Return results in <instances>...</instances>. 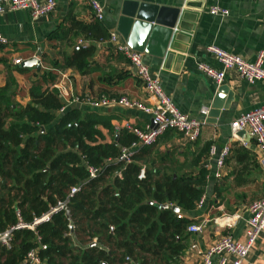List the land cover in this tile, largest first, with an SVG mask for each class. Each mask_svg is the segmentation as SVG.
Returning <instances> with one entry per match:
<instances>
[{
  "label": "trees",
  "instance_id": "1",
  "mask_svg": "<svg viewBox=\"0 0 264 264\" xmlns=\"http://www.w3.org/2000/svg\"><path fill=\"white\" fill-rule=\"evenodd\" d=\"M65 25L49 37L60 42L58 57L32 82L26 104L14 102L11 81L0 86V232L19 218L30 223L60 200L67 208L39 224L37 234L15 229L11 247L0 244V264H19L40 245L44 264H180L194 222L187 214L205 192L201 161L210 142L200 150H190L197 140L167 146L182 136L170 128L120 159L136 136L117 130V116L106 108L66 105L53 86L59 70L95 71V44L110 34L98 19L79 20L72 11ZM89 167L97 168L95 176Z\"/></svg>",
  "mask_w": 264,
  "mask_h": 264
},
{
  "label": "crops",
  "instance_id": "2",
  "mask_svg": "<svg viewBox=\"0 0 264 264\" xmlns=\"http://www.w3.org/2000/svg\"><path fill=\"white\" fill-rule=\"evenodd\" d=\"M55 1L54 12L38 19L31 18L27 10H9L0 14V36L6 40L0 43V86L8 81L13 83V99L17 104L24 105L29 101L32 82L50 66L52 59L58 57L60 42L49 40V37L60 25L66 26L69 12L72 11L74 18L87 22L95 18L89 0ZM97 1L103 7V18L98 21L109 34L117 33L127 44L117 30L124 0ZM137 1L179 9V23L173 31L178 28L180 32L165 53H141L150 72L159 78L163 91L181 113L203 119L201 109H210L220 85L228 86L232 92L229 107L221 109L216 122L205 121L202 125L197 145L192 147L188 143L190 150H200L206 142H210V148H215L214 153L209 151L201 161L207 170L203 204L187 214L193 223L206 221V224L201 233L190 232L189 245L180 261V264H199L198 251L216 242L220 234L228 233L234 239L242 240L249 215L247 206L263 193L264 176L256 144L251 139L245 146L233 140L230 123L240 114L264 106V81L251 84L234 71H227L224 81L218 85L199 72L197 63L206 62L216 69L221 68L220 63L205 51L210 44L250 62L259 52L264 53V0ZM214 5L227 9L228 14H211L209 10ZM80 41L76 38L77 43ZM95 46V53L90 58V67H97L95 71L81 75L72 69L64 70L69 76L72 93L81 98L127 95L149 104L151 100L126 56L116 52L107 40L97 42ZM70 52L71 48H66V53ZM35 56L40 62L39 70L34 65L26 66L28 69L23 72L18 69L24 67L21 66L23 60ZM17 58L21 59L20 64L14 62ZM106 110L117 116L111 121L115 127H122L127 121L140 128L151 125V115L141 110L121 107H107ZM103 133L106 140H110L107 130L103 129ZM184 143L182 136L174 135L166 145H178L182 149ZM226 145L230 146V151L220 169V177L216 178L218 157ZM214 261H217L216 257ZM242 264H264V231Z\"/></svg>",
  "mask_w": 264,
  "mask_h": 264
},
{
  "label": "built area",
  "instance_id": "3",
  "mask_svg": "<svg viewBox=\"0 0 264 264\" xmlns=\"http://www.w3.org/2000/svg\"><path fill=\"white\" fill-rule=\"evenodd\" d=\"M89 3L95 18L101 20L103 18L102 5L97 0H89ZM55 8V0H0V14L9 10H27L33 19L49 16L54 12ZM209 12L213 15L228 14L227 9L221 8L218 5L212 6ZM107 41L112 44L116 52L126 56L130 64L136 69L137 78L147 97L151 100L150 103L144 104L127 95L117 97L102 95L97 98L89 96L81 98L72 93L68 74L64 70H59L57 80L53 86L57 89L65 104L82 103L94 108L121 107L137 109L150 114L156 124L155 127L147 124L144 128H140L128 121L122 127H116L117 130L126 129L136 136V141L131 146L122 148L120 159L123 160H128L133 149L154 143L160 135L170 128L180 131L185 142L191 143L196 141L201 127L206 121L205 119L208 116L209 110L207 108L201 109V114L204 115L203 119L192 118L181 113L172 103L170 97L163 91L159 78L150 72L141 52L131 49L128 44L121 41L120 36L115 32L109 35ZM5 42L6 40L0 36V43ZM205 51L220 63L221 68L216 69L206 62H198L197 69L205 76L211 78L216 84L219 85L224 81L227 71H234L241 79L251 84L256 81H264L263 52H259L255 60L250 62L240 55L228 52L213 44L206 46ZM14 62L20 64L21 59L17 58ZM230 131L231 138L244 146L249 141L247 142L245 137L238 135L240 131H244L255 142L259 166L264 176V106L240 114L230 123ZM214 149V147H211L209 151L214 153ZM229 151L230 146L226 145L219 154L217 161L218 171L215 173L216 178H219L221 175L220 169L224 165V159ZM89 173L90 176H95L97 168L89 167ZM76 190L77 188L73 187L70 193L73 194ZM203 201L204 196L198 201L197 207H200ZM66 208L67 200H60L50 206L41 215L35 216L30 223H26L19 218L15 225L0 232V244L10 248L12 232L15 229L29 228L37 234L36 227L39 224L50 221L54 214ZM247 211L249 215L246 220L242 240H236L228 233L220 234L216 242L203 251H198L200 256L199 264L243 263L252 245L264 231V188L262 195L248 204ZM205 224L206 221L191 223L188 225L187 230L198 234L203 231ZM40 249H45V245L28 250L24 259L19 264H44L39 253ZM214 257L217 258V261H214Z\"/></svg>",
  "mask_w": 264,
  "mask_h": 264
},
{
  "label": "water",
  "instance_id": "4",
  "mask_svg": "<svg viewBox=\"0 0 264 264\" xmlns=\"http://www.w3.org/2000/svg\"><path fill=\"white\" fill-rule=\"evenodd\" d=\"M178 14V8L157 6L137 0H124L117 30L132 49L163 55L170 43L176 40L177 33L180 32L178 28L175 32L173 31L179 23ZM33 65L37 70L40 69L38 56L25 59L21 63V66ZM231 100L232 92L228 86L220 85L212 100L206 122H216L221 109L228 108ZM77 106L80 104L77 103ZM151 126H156L153 119ZM238 135L245 137L247 142L250 141V137L244 131L238 132ZM166 206L167 204L161 205V207ZM172 208L179 211L177 206H172Z\"/></svg>",
  "mask_w": 264,
  "mask_h": 264
},
{
  "label": "rangeland",
  "instance_id": "5",
  "mask_svg": "<svg viewBox=\"0 0 264 264\" xmlns=\"http://www.w3.org/2000/svg\"><path fill=\"white\" fill-rule=\"evenodd\" d=\"M80 104V103H79ZM69 105H73V104H69Z\"/></svg>",
  "mask_w": 264,
  "mask_h": 264
}]
</instances>
